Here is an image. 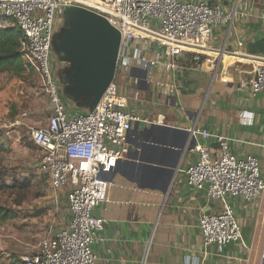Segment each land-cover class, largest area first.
<instances>
[{
	"label": "built area",
	"instance_id": "1",
	"mask_svg": "<svg viewBox=\"0 0 264 264\" xmlns=\"http://www.w3.org/2000/svg\"><path fill=\"white\" fill-rule=\"evenodd\" d=\"M68 5L97 12L121 33L115 77L92 111L77 110L63 95L55 75L53 40L63 22L62 9ZM0 16L21 30L22 59L38 74L47 98L50 115L40 124H29V136L41 152L39 172L54 192L68 190L66 204L70 212L68 223L58 231L34 243H24L19 259L22 264H98L94 246L106 242L103 232L107 220L94 215V211L110 201L111 181L105 175L119 160L126 159L134 124L155 123L131 110L140 93L126 90L129 79L137 67L157 64L148 61L134 42L149 39L163 45L171 58L165 65L167 69L175 68L180 58L200 65L214 29L233 14L221 6L182 0H0ZM159 85L169 92V86ZM242 85H249L253 96L263 92L264 64L256 67L253 80ZM27 116V112L22 114ZM190 132L195 139H213L217 144L212 150L197 143L193 150L198 152V159L185 175L189 185L223 204L220 212L200 218L204 244L222 252L227 245L243 240L240 223L227 198H263L261 161L252 154L236 155L228 136L198 126L191 127Z\"/></svg>",
	"mask_w": 264,
	"mask_h": 264
},
{
	"label": "crops",
	"instance_id": "2",
	"mask_svg": "<svg viewBox=\"0 0 264 264\" xmlns=\"http://www.w3.org/2000/svg\"><path fill=\"white\" fill-rule=\"evenodd\" d=\"M182 1L221 6L233 17L214 29L202 65L180 58L175 68L167 69L165 65L171 58L163 45L155 40H136L133 46L157 64L137 67L129 79L126 90L140 93L131 110L155 124L198 126L230 137L236 155L252 154L260 159L264 177V91L253 96L250 86L242 85L253 80L256 67L264 64V0ZM239 43H243L242 48ZM236 50L239 53L234 54ZM63 66H55V73ZM159 83L169 86V92ZM136 126L138 129L134 130ZM149 126L134 124L129 133V150H136L142 143L140 132ZM197 143L217 149L213 139L190 135L189 148L166 192L160 190L156 181L139 187L136 179L132 181L120 174L112 178L110 201L94 211V215L107 220L103 232L106 242L94 246L98 264H264V196L260 201L228 197L243 240L227 245L222 252L214 245L204 244L200 218L220 212L223 204L186 181L185 170L198 159V152L193 150ZM149 144L156 148L167 145ZM38 154L40 158V150ZM160 158L157 152L146 164L160 166ZM67 192H58L66 205L65 225L70 219ZM1 249L0 244L2 261L9 258L22 264L19 258L23 245L18 252L14 249L1 253Z\"/></svg>",
	"mask_w": 264,
	"mask_h": 264
},
{
	"label": "water",
	"instance_id": "3",
	"mask_svg": "<svg viewBox=\"0 0 264 264\" xmlns=\"http://www.w3.org/2000/svg\"><path fill=\"white\" fill-rule=\"evenodd\" d=\"M62 17V25L54 36L53 52L64 66L55 74L65 98L81 109L92 111L115 77L121 33L106 17L81 5L64 6ZM190 128L155 123L146 127L140 132L142 143L136 150L130 149L126 159L119 160L105 178L111 181L120 174L132 181L136 179L139 187H144L147 181H156L160 190L166 192L189 148ZM149 143L167 145L156 148ZM157 152L160 166L146 164Z\"/></svg>",
	"mask_w": 264,
	"mask_h": 264
},
{
	"label": "rangeland",
	"instance_id": "4",
	"mask_svg": "<svg viewBox=\"0 0 264 264\" xmlns=\"http://www.w3.org/2000/svg\"><path fill=\"white\" fill-rule=\"evenodd\" d=\"M8 25H12L9 19L0 18V27ZM53 55L55 66L60 65ZM24 112L27 118L22 117ZM49 115L47 98L33 68L26 66L20 75L0 71V137L4 141L0 146V205L17 215L0 223L1 253L18 252L24 243H34L65 225L66 205L39 172V149L29 136L28 125L32 121L40 124ZM0 264L18 261L0 259Z\"/></svg>",
	"mask_w": 264,
	"mask_h": 264
},
{
	"label": "trees",
	"instance_id": "5",
	"mask_svg": "<svg viewBox=\"0 0 264 264\" xmlns=\"http://www.w3.org/2000/svg\"><path fill=\"white\" fill-rule=\"evenodd\" d=\"M0 18H5L0 16ZM11 21V20H10ZM0 27V71L8 72L13 75H20L26 70V65L20 53V40L22 38L21 30L13 24ZM76 109L84 111L72 102ZM4 144L3 138L0 137V146ZM25 188L28 183L22 184ZM7 187H10L7 185ZM17 217L14 210L0 205V223Z\"/></svg>",
	"mask_w": 264,
	"mask_h": 264
},
{
	"label": "flooded vegetation",
	"instance_id": "6",
	"mask_svg": "<svg viewBox=\"0 0 264 264\" xmlns=\"http://www.w3.org/2000/svg\"><path fill=\"white\" fill-rule=\"evenodd\" d=\"M59 30V29H58ZM57 56V55H56Z\"/></svg>",
	"mask_w": 264,
	"mask_h": 264
}]
</instances>
